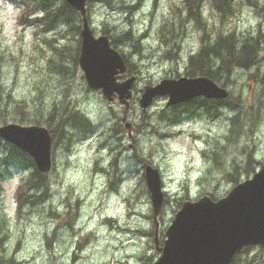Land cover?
<instances>
[{"label":"rangeland","instance_id":"374dc122","mask_svg":"<svg viewBox=\"0 0 264 264\" xmlns=\"http://www.w3.org/2000/svg\"><path fill=\"white\" fill-rule=\"evenodd\" d=\"M199 6L202 15L196 21L187 17L186 0H86L93 34L108 35L132 65L123 74L136 78L125 106L86 85L80 50L70 78L54 70L58 50L74 49L80 31L22 26L19 10L0 0V121L5 115L6 123L46 126L33 120L45 117L53 104L76 107L91 121L88 131L68 127L69 138L59 134L52 142L46 186L36 189L45 198L35 203H17L29 168L0 165V259L11 258V264H153L160 250L154 244L146 164L158 169L162 181L160 247L184 200L206 194L221 198L236 184L232 176L242 181L264 163V0H231L229 12L218 9L216 0H200ZM81 24L80 15V29ZM124 32L127 37L120 39ZM231 32L239 41L257 37L259 61L217 74L229 92L217 116H211L214 109L206 114L198 108L194 116L170 121L161 117L171 109L165 106L167 96H156L141 108L146 85L187 76L188 56L203 38ZM64 65L71 69L68 57ZM22 104L28 111L20 122L14 118ZM5 149L0 143V152ZM232 264H264V246H247Z\"/></svg>","mask_w":264,"mask_h":264},{"label":"water","instance_id":"95a60500","mask_svg":"<svg viewBox=\"0 0 264 264\" xmlns=\"http://www.w3.org/2000/svg\"><path fill=\"white\" fill-rule=\"evenodd\" d=\"M65 1L81 15L78 64L87 86L100 89L108 101L117 98L128 106L136 78L133 75L119 80L127 68L125 59L107 35L93 34L86 0ZM228 94L225 87L207 76H180L146 85L139 105L146 109L156 96H167L168 107L195 97L225 99ZM0 139L28 153L40 172L50 170L52 136L45 126L2 124ZM144 170L155 223L154 244L160 250L153 264H231L244 246L264 245V163L221 198L214 200L206 194L196 200H184L165 231L161 247L157 216L164 200L162 181L157 168L147 164Z\"/></svg>","mask_w":264,"mask_h":264},{"label":"trees","instance_id":"16d2710c","mask_svg":"<svg viewBox=\"0 0 264 264\" xmlns=\"http://www.w3.org/2000/svg\"><path fill=\"white\" fill-rule=\"evenodd\" d=\"M8 1L19 10L18 21L22 26H34V30L39 27L44 32L52 29H63L67 32H71L72 30L75 31V33H79L80 31V15L78 11L71 7L65 0ZM105 1L108 2V0ZM199 1L200 0H186V10H188L187 17H193L196 21L201 20L202 15V12H200ZM230 5L231 0H216V6L220 10L229 12ZM136 6L137 5L134 4L129 7L134 9ZM126 35L127 32H124L122 34L123 38L127 37ZM245 37V39L239 41L238 36L232 32L228 34H218L214 39H205L204 37V42L200 48L188 56L186 67L187 76H207L217 82L219 80L218 73L227 74L232 70V74L234 69L253 67L259 61L258 40L257 37L254 36ZM112 38L113 40H116L115 37L112 36ZM79 39L80 38H77V44L74 49H70L65 45V48H60V50H58V62L56 63V66L53 67L57 74L70 78V74L73 70H76L77 55L80 50ZM113 43L114 42H112V45ZM66 47L70 50L69 53L66 52ZM65 57L69 58L71 69L65 68ZM62 60H64V62H62ZM126 62L128 63V61ZM127 65L128 68L132 66L130 64ZM67 95L68 94H66L65 97ZM65 97H63V99ZM220 103H222L221 100H205L202 97H197L171 106V109L167 113L163 112L161 117L175 122L179 119L180 115H187L189 117L196 115V109L198 108L206 114H211V111L214 109V113L212 112L211 116H217L220 113L218 108ZM20 107L21 110L15 115L14 119L23 122L24 113H27L28 110L25 104H22ZM2 110L3 107L0 105V111ZM2 117L0 123H6L10 120L8 118L7 120L5 115ZM235 117L236 116L232 117V119H235ZM33 122L46 124L51 133L52 142L55 141L59 134L61 135V138H69L71 132L80 131L81 129L88 131L91 127V121L80 109L76 107L72 109L68 107L62 109L57 107L56 104L50 105V112H47L46 110L45 117H42V119H34ZM68 127L76 130L67 132ZM0 143L5 144L6 146V149L0 152V165L3 164V166H5L6 164L8 165L7 168H11L12 165H15L17 168L19 167L18 170L29 168V175L26 179L21 181L17 189V203H19V205L23 202L35 203L42 198H45L46 193L41 194L38 193L37 190L46 186L44 180L46 173L40 172L37 169L34 160L28 153L20 150L11 143L3 142L1 140ZM230 179L234 183H237L238 181L236 176H232ZM1 239L2 237L0 236V241ZM244 248L246 249L247 246ZM11 261V258L6 260V262L0 259V264H11Z\"/></svg>","mask_w":264,"mask_h":264},{"label":"bare ground","instance_id":"6f19581e","mask_svg":"<svg viewBox=\"0 0 264 264\" xmlns=\"http://www.w3.org/2000/svg\"><path fill=\"white\" fill-rule=\"evenodd\" d=\"M120 37H121V35H120ZM122 38H123V36H122ZM236 38V37H235ZM244 38H246V37H244ZM181 39V38H180ZM240 39V38H239ZM242 40V39H241ZM240 40V41H241ZM238 41V40H237ZM176 43V42H175ZM213 43V42H212ZM237 43V42H236ZM261 49V48H260ZM259 51V50H258ZM173 52V51H172ZM259 53H260V51H259ZM173 54H174V52H173ZM177 56V55H176ZM206 71V70H205ZM212 74V73H211ZM209 75V74H208ZM226 76V75H225ZM219 106V105H218ZM219 108V107H218ZM75 111V110H74ZM20 112V111H19ZM70 126V125H69ZM56 129V128H55ZM68 134V133H67ZM67 137V136H66ZM19 168V167H18ZM22 168V167H21Z\"/></svg>","mask_w":264,"mask_h":264},{"label":"flooded vegetation","instance_id":"af4514ba","mask_svg":"<svg viewBox=\"0 0 264 264\" xmlns=\"http://www.w3.org/2000/svg\"><path fill=\"white\" fill-rule=\"evenodd\" d=\"M123 79H124V77H123ZM212 100H215V99H212Z\"/></svg>","mask_w":264,"mask_h":264}]
</instances>
